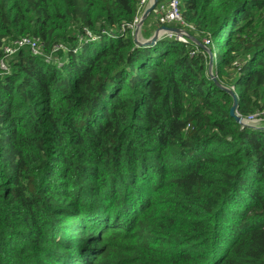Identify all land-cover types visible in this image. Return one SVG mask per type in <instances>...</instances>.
Wrapping results in <instances>:
<instances>
[{
  "label": "trees",
  "instance_id": "1",
  "mask_svg": "<svg viewBox=\"0 0 264 264\" xmlns=\"http://www.w3.org/2000/svg\"><path fill=\"white\" fill-rule=\"evenodd\" d=\"M139 1L0 0V264H264V0Z\"/></svg>",
  "mask_w": 264,
  "mask_h": 264
},
{
  "label": "built area",
  "instance_id": "2",
  "mask_svg": "<svg viewBox=\"0 0 264 264\" xmlns=\"http://www.w3.org/2000/svg\"><path fill=\"white\" fill-rule=\"evenodd\" d=\"M148 2H150V0H140L139 1V5L137 8V14L134 17L131 24L128 25V28L132 31V33H134V30L140 20L141 14L145 6L148 4ZM159 11H160L158 15V23L160 24L159 27L166 26V24L170 22H180L181 21L180 14L178 11V0H169L166 6H160ZM165 34L173 35L177 40L182 41V42L186 40V37H188V35L186 34H177L174 32H165ZM24 46H27L33 54H39L41 52L42 43L40 42L38 38L20 37L15 40H12L8 44L2 45V52L5 55H10V54H13L18 48L24 47ZM60 48H62L61 45H56L53 47L52 51H56ZM0 70L1 71L6 70V63L2 59L0 60ZM259 118L260 119L264 118V112L262 111L256 112L254 114H250L247 117L242 118L243 121L245 122L242 125L248 123V125L252 126V124L250 123L257 121V119Z\"/></svg>",
  "mask_w": 264,
  "mask_h": 264
},
{
  "label": "water",
  "instance_id": "3",
  "mask_svg": "<svg viewBox=\"0 0 264 264\" xmlns=\"http://www.w3.org/2000/svg\"><path fill=\"white\" fill-rule=\"evenodd\" d=\"M156 4V0H150V2L145 6L142 14H141V17H140V20L134 30V42L136 44H152L154 43L156 40H158L162 35L165 34V32H174V33H177V34H181V29H178V28H172V27H168V26H161V27H158L156 28L152 34L148 37V38H143L141 35H140V28H141V25L143 23V20L146 18V16L150 13V11L154 8ZM191 38V37H190ZM200 46H202L199 42H197ZM212 62V58L211 56H209V65L211 64ZM214 82L216 84L217 81L216 79L212 76ZM223 88L224 90H227L226 88L224 87H221ZM228 91V90H227ZM231 97H232V103L228 109V114L230 117L233 118V120L238 123V124H242V117L239 116L237 113H236V98L234 96V94L231 93Z\"/></svg>",
  "mask_w": 264,
  "mask_h": 264
},
{
  "label": "rangeland",
  "instance_id": "4",
  "mask_svg": "<svg viewBox=\"0 0 264 264\" xmlns=\"http://www.w3.org/2000/svg\"><path fill=\"white\" fill-rule=\"evenodd\" d=\"M182 31H181V34H186V35H188L187 33H186V31L184 30V29H182V28H180ZM152 34V33H151ZM243 121V120H242ZM243 123H245L244 121L242 122V124ZM250 124H252V126H263L264 127V118H259V119H257V121H254V122H251ZM244 125H248V123L247 124H244Z\"/></svg>",
  "mask_w": 264,
  "mask_h": 264
},
{
  "label": "crops",
  "instance_id": "5",
  "mask_svg": "<svg viewBox=\"0 0 264 264\" xmlns=\"http://www.w3.org/2000/svg\"><path fill=\"white\" fill-rule=\"evenodd\" d=\"M149 3V2H148Z\"/></svg>",
  "mask_w": 264,
  "mask_h": 264
}]
</instances>
